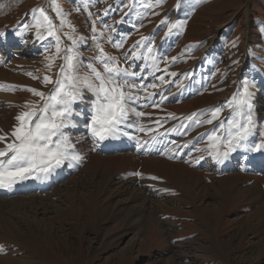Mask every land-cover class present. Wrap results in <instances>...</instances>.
<instances>
[{
    "label": "rangeland",
    "instance_id": "374dc122",
    "mask_svg": "<svg viewBox=\"0 0 264 264\" xmlns=\"http://www.w3.org/2000/svg\"><path fill=\"white\" fill-rule=\"evenodd\" d=\"M58 3L76 34L86 38L79 46L85 64L96 54L93 21L96 34L104 33L105 52L121 64L123 53L148 37L161 71L145 68L143 58L130 60L137 76L129 79L155 84L147 91L156 95L133 106L146 114L138 120L146 128L156 129L157 119L162 126L154 143L133 127L101 150L84 126L90 120L86 94L74 105L81 113L72 117L77 127L66 129L84 159L71 166L66 161L46 178L20 181L9 189L15 198L0 194V264H264V151L238 149L218 163L196 149H206L219 121L194 123L208 119L210 113H199L224 105L248 79L254 83L256 121L249 142L264 141V0H162L147 10L143 5L153 0ZM37 6L59 23L49 0H0V32L5 33L0 36V129L5 133L26 102L39 100L23 89L52 87L27 74L55 79L62 62L46 67L45 57L55 52L46 45L54 41L37 40L35 28L18 35L33 21ZM162 20L186 21L185 30L169 32ZM109 35L123 48H113ZM192 45L199 46L189 51ZM139 51L146 49L141 45ZM193 113V121L186 119ZM229 115L227 108L220 114L225 125ZM199 155L205 157L200 163H185ZM55 178L58 183L43 191L22 192L30 181Z\"/></svg>",
    "mask_w": 264,
    "mask_h": 264
},
{
    "label": "snow or ice",
    "instance_id": "6c2138e0",
    "mask_svg": "<svg viewBox=\"0 0 264 264\" xmlns=\"http://www.w3.org/2000/svg\"><path fill=\"white\" fill-rule=\"evenodd\" d=\"M161 2L162 0H153V3H145L143 7L147 10ZM88 3L89 0H84L85 6H88ZM49 5L59 20L58 24L53 21L43 6H37L34 9L33 21L23 25L18 35H23L29 28H35L34 35L37 40L54 41V44L46 45V51L52 47L55 48L53 55L45 57L49 61L46 67L51 69L57 59L62 62L55 73V79L49 74L43 77H36L32 73L27 74L33 79H39L42 84L52 85V87L48 92L35 88L23 89L38 97V102L25 103L26 110L14 117L16 123L9 133L0 129V144H3V147H0V188H11L31 176L46 178L66 161L71 166L72 162L79 164L84 159L65 130L77 127L72 117L74 114L79 116L81 113L74 112V105L83 102L86 94H90V120L84 126L93 140L94 147L97 142L128 136L126 128L133 127L150 136L154 143L159 127L162 126L161 121L157 119L154 121L157 125L156 129L146 128L138 122L139 118L146 114L133 106L141 99L149 101L156 95L154 92L147 91L148 87L155 88V84L137 85L129 79L137 76V73L131 70L130 60L143 58L145 68L150 67L155 71H161L148 37L142 36L136 41L134 49L124 52V64H121L120 59L105 52L104 45L101 43L104 33L96 34V24L93 21L91 39L95 45L96 54L85 64L80 55L79 46L85 43L86 38L76 34L75 26L67 21L58 0H49ZM89 15H91L90 12ZM153 15L156 13L153 12ZM161 24H167V21L162 20ZM65 27L69 29L68 32L63 31ZM167 27L169 32L175 30L182 33L185 30L186 21H174L167 24ZM4 34L0 32V36ZM65 40L71 43L65 44ZM107 42L117 50L124 46L122 42L114 41L111 35L108 36ZM141 45L146 49L143 53L139 51ZM198 46H189L188 50L191 51V48ZM175 60L176 58L173 57L172 62L174 63ZM167 63L168 61L165 60V64ZM85 67L87 70L82 73L81 69ZM170 75L177 74L170 73ZM157 79L163 78L157 77ZM253 86L252 81L243 79L238 90L224 105L214 107L208 113H199L200 116L209 115V113L210 115L208 119H195L194 123L197 125L212 124L216 120L219 121V126L207 136L206 149H196V151H206L208 156L221 164L238 149L250 152L264 151V141L249 142L256 127L252 107L253 93L250 91ZM141 91L145 93L143 97L139 95ZM151 106L159 108V104L155 102ZM224 108L229 109L230 112L227 125L220 118ZM196 116L197 114L193 113L186 119L193 121ZM169 118L176 117L169 114ZM139 142L138 139L137 143ZM204 158V155H199L185 163L198 164ZM134 175L142 177L140 172H135ZM148 178L158 179L155 176ZM2 251L3 249L0 248V252Z\"/></svg>",
    "mask_w": 264,
    "mask_h": 264
},
{
    "label": "bare ground",
    "instance_id": "6f19581e",
    "mask_svg": "<svg viewBox=\"0 0 264 264\" xmlns=\"http://www.w3.org/2000/svg\"><path fill=\"white\" fill-rule=\"evenodd\" d=\"M3 43V42H2ZM2 96V95H1ZM12 96V95H10ZM6 98V97H5ZM13 98H9L8 100H13ZM119 139V138H118ZM118 139H110V143L109 142H101L100 144V149H104V148H108V147H111ZM114 141V143H113ZM113 143V144H112ZM122 158H125L124 156ZM136 158V157H135ZM95 161V160H93ZM104 163V162H103ZM146 163V162H145ZM146 165V164H145ZM167 167V166H166ZM210 167V166H209ZM146 170V169H145ZM99 172V171H98ZM124 173V172H123ZM84 175V174H83ZM102 175V174H101ZM32 179V178H31ZM30 179V180H31ZM57 179L58 178H55L54 182H43L44 180L43 179H38V183H35V182H28L27 184L24 185V190L22 192H27V191H30L31 189L33 190H39V191H43L45 190L46 187H49L51 185H54L55 183H58L57 182ZM3 192L2 193H7L9 196L11 197H14L15 196V190L11 189V190H8L7 189H1ZM181 191V190H180ZM21 192V193H22ZM11 194V195H10ZM18 197V196H17ZM15 198V197H14ZM143 200V199H142ZM23 202V201H22ZM145 203V202H144ZM153 205V204H152ZM157 207V206H156ZM141 213V212H140ZM129 214V213H128ZM60 217V216H59ZM146 222V221H145ZM159 228V227H158Z\"/></svg>",
    "mask_w": 264,
    "mask_h": 264
}]
</instances>
